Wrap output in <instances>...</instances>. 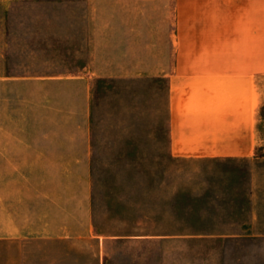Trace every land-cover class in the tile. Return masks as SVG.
Listing matches in <instances>:
<instances>
[{"label":"crops","instance_id":"0c3cea01","mask_svg":"<svg viewBox=\"0 0 264 264\" xmlns=\"http://www.w3.org/2000/svg\"><path fill=\"white\" fill-rule=\"evenodd\" d=\"M19 1L18 62L5 51L0 66V170L12 164L13 90L46 140L39 170H93L97 145L155 154L157 139L177 160L251 162L258 140L264 151V0ZM159 245L188 253L156 264H264V241ZM0 264L104 260H33L4 241Z\"/></svg>","mask_w":264,"mask_h":264},{"label":"rangeland","instance_id":"374dc122","mask_svg":"<svg viewBox=\"0 0 264 264\" xmlns=\"http://www.w3.org/2000/svg\"><path fill=\"white\" fill-rule=\"evenodd\" d=\"M19 2L0 0V66L5 51L16 56L12 67L18 62L12 28ZM23 96L11 94L12 164L0 170V242L25 244L33 260L78 255L104 264H156L188 253L159 244L264 241L259 140L251 162L177 160L157 139L155 154L130 144L97 145L93 170H39L34 147L46 140L37 137L35 108Z\"/></svg>","mask_w":264,"mask_h":264}]
</instances>
